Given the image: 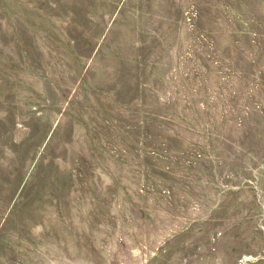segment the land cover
Masks as SVG:
<instances>
[{"label": "rangeland", "instance_id": "rangeland-1", "mask_svg": "<svg viewBox=\"0 0 264 264\" xmlns=\"http://www.w3.org/2000/svg\"><path fill=\"white\" fill-rule=\"evenodd\" d=\"M0 264H264V0H0Z\"/></svg>", "mask_w": 264, "mask_h": 264}, {"label": "crops", "instance_id": "crops-1", "mask_svg": "<svg viewBox=\"0 0 264 264\" xmlns=\"http://www.w3.org/2000/svg\"><path fill=\"white\" fill-rule=\"evenodd\" d=\"M242 244H243V237L241 236V237L239 238V246L241 247Z\"/></svg>", "mask_w": 264, "mask_h": 264}]
</instances>
